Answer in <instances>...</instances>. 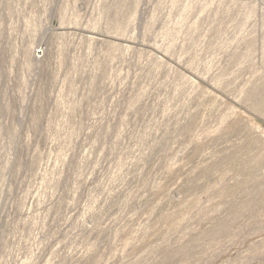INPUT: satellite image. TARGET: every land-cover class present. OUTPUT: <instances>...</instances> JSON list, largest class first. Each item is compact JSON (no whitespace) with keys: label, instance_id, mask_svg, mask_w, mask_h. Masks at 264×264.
<instances>
[{"label":"rangeland","instance_id":"rangeland-1","mask_svg":"<svg viewBox=\"0 0 264 264\" xmlns=\"http://www.w3.org/2000/svg\"><path fill=\"white\" fill-rule=\"evenodd\" d=\"M0 264H264V0H0Z\"/></svg>","mask_w":264,"mask_h":264}]
</instances>
